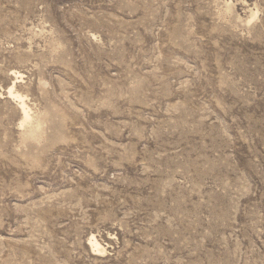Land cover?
Returning <instances> with one entry per match:
<instances>
[{
  "label": "rangeland",
  "instance_id": "1",
  "mask_svg": "<svg viewBox=\"0 0 264 264\" xmlns=\"http://www.w3.org/2000/svg\"><path fill=\"white\" fill-rule=\"evenodd\" d=\"M0 264H264V0H0Z\"/></svg>",
  "mask_w": 264,
  "mask_h": 264
},
{
  "label": "bare ground",
  "instance_id": "2",
  "mask_svg": "<svg viewBox=\"0 0 264 264\" xmlns=\"http://www.w3.org/2000/svg\"><path fill=\"white\" fill-rule=\"evenodd\" d=\"M13 86H14V84H13ZM10 93H11V94H14L13 87L10 89ZM22 105H23V111H24V114H25V116L28 117V116H29V113H28V108H27V106H26V103H25L24 101H22ZM91 242H92L93 246H94L98 251H102V250H101V246H100V244H99L94 238L91 239Z\"/></svg>",
  "mask_w": 264,
  "mask_h": 264
}]
</instances>
